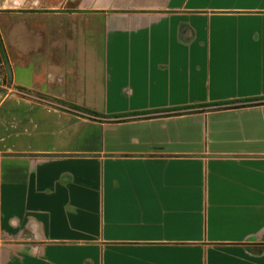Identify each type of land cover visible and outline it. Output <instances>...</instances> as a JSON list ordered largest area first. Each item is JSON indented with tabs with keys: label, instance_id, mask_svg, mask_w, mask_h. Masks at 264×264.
Instances as JSON below:
<instances>
[{
	"label": "crops",
	"instance_id": "crops-1",
	"mask_svg": "<svg viewBox=\"0 0 264 264\" xmlns=\"http://www.w3.org/2000/svg\"><path fill=\"white\" fill-rule=\"evenodd\" d=\"M0 35V264H264V0H0Z\"/></svg>",
	"mask_w": 264,
	"mask_h": 264
},
{
	"label": "trees",
	"instance_id": "trees-1",
	"mask_svg": "<svg viewBox=\"0 0 264 264\" xmlns=\"http://www.w3.org/2000/svg\"><path fill=\"white\" fill-rule=\"evenodd\" d=\"M0 52L1 54L4 52V48H3V40L1 38V35H0ZM1 63V61H0ZM71 108L73 109H76V110H79L81 112H84V113H87V114H92V115H96V113L90 111V110H87V109H84V108H81V107H76V106H71Z\"/></svg>",
	"mask_w": 264,
	"mask_h": 264
},
{
	"label": "rangeland",
	"instance_id": "rangeland-1",
	"mask_svg": "<svg viewBox=\"0 0 264 264\" xmlns=\"http://www.w3.org/2000/svg\"><path fill=\"white\" fill-rule=\"evenodd\" d=\"M3 21H6V19H8V20H10L11 22H12V19H13V17H9V16H4L3 18ZM12 35H13V33H12ZM12 35H11V39H12ZM9 42H11V40L9 39ZM2 54H5L4 52L2 53Z\"/></svg>",
	"mask_w": 264,
	"mask_h": 264
},
{
	"label": "water",
	"instance_id": "water-1",
	"mask_svg": "<svg viewBox=\"0 0 264 264\" xmlns=\"http://www.w3.org/2000/svg\"><path fill=\"white\" fill-rule=\"evenodd\" d=\"M7 70L10 72L11 71V68H10V66L8 65L7 66ZM10 76H11V74H10ZM178 114H175V115H170V116H177Z\"/></svg>",
	"mask_w": 264,
	"mask_h": 264
},
{
	"label": "built area",
	"instance_id": "built-area-1",
	"mask_svg": "<svg viewBox=\"0 0 264 264\" xmlns=\"http://www.w3.org/2000/svg\"><path fill=\"white\" fill-rule=\"evenodd\" d=\"M1 87H3V86L1 85Z\"/></svg>",
	"mask_w": 264,
	"mask_h": 264
}]
</instances>
